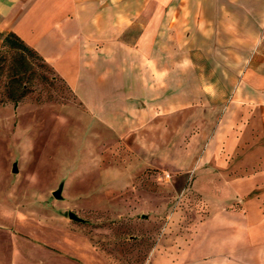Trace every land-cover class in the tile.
Segmentation results:
<instances>
[{
  "label": "rangeland",
  "instance_id": "rangeland-1",
  "mask_svg": "<svg viewBox=\"0 0 264 264\" xmlns=\"http://www.w3.org/2000/svg\"><path fill=\"white\" fill-rule=\"evenodd\" d=\"M184 7L194 61L186 82L189 129H182L181 114L167 120L162 92L152 98L155 126L126 128L121 103L112 108L119 127L108 128L100 108L78 97L36 50L42 60L29 56L38 76L31 93L17 107L0 103V264H151L156 247L183 249L181 239L206 212L197 175L214 165H203V157L233 101L234 82L198 75L216 68L232 73L230 55L247 52L237 39L264 42V0H187ZM200 21L208 37L199 33ZM204 47H219L217 65L200 64ZM91 68L94 76L101 73L100 64ZM147 83L155 82L128 87L144 90ZM157 84L163 90L166 82ZM218 108L217 121L212 110ZM148 145L155 150H144ZM253 229L252 261L239 241L238 264H259L264 253V233Z\"/></svg>",
  "mask_w": 264,
  "mask_h": 264
},
{
  "label": "crops",
  "instance_id": "crops-1",
  "mask_svg": "<svg viewBox=\"0 0 264 264\" xmlns=\"http://www.w3.org/2000/svg\"><path fill=\"white\" fill-rule=\"evenodd\" d=\"M184 1L0 0V34L14 33L36 50L78 97L100 108L106 127H119L112 108L122 103L126 128H152L157 119L152 98L162 92L167 120L181 114L182 129H189L191 97L186 82L194 61L183 24L189 15ZM200 22L199 33L208 37L206 21ZM236 43L247 52L230 55L235 58L230 62L232 73L216 68L209 76L198 75L199 80L234 82L232 104L222 117L223 131L202 160L214 168L197 175L196 191L204 197L206 212L188 239H181L182 250L177 245L171 250L156 247L151 264H238L239 241L245 242L246 258L252 261L254 226L264 233V42L254 46L249 35V41ZM217 48H199L200 64L217 65L214 58L221 57ZM94 64L101 66L96 76L91 72ZM142 81L155 83H147L144 90L128 87L134 82L142 86ZM158 81L166 82L163 90H158ZM97 97L102 99L97 102L93 99ZM212 111L218 121L220 109ZM203 127L209 125L204 122ZM143 149L155 150L151 145ZM258 262L264 263V253Z\"/></svg>",
  "mask_w": 264,
  "mask_h": 264
},
{
  "label": "trees",
  "instance_id": "trees-1",
  "mask_svg": "<svg viewBox=\"0 0 264 264\" xmlns=\"http://www.w3.org/2000/svg\"><path fill=\"white\" fill-rule=\"evenodd\" d=\"M0 47V103L19 105L38 81L29 56L42 60L37 52L14 33H1Z\"/></svg>",
  "mask_w": 264,
  "mask_h": 264
},
{
  "label": "water",
  "instance_id": "water-1",
  "mask_svg": "<svg viewBox=\"0 0 264 264\" xmlns=\"http://www.w3.org/2000/svg\"><path fill=\"white\" fill-rule=\"evenodd\" d=\"M54 195H55V197H56V198H59V197H60V191H58V192H55V194H54ZM70 216H73V215L71 214Z\"/></svg>",
  "mask_w": 264,
  "mask_h": 264
}]
</instances>
